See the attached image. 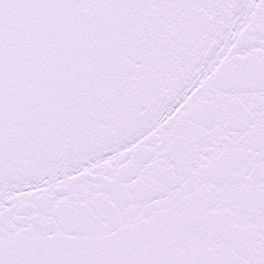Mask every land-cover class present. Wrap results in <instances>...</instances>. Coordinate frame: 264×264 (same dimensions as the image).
<instances>
[{"label":"snow or ice","instance_id":"snow-or-ice-1","mask_svg":"<svg viewBox=\"0 0 264 264\" xmlns=\"http://www.w3.org/2000/svg\"><path fill=\"white\" fill-rule=\"evenodd\" d=\"M0 264H264V0H0Z\"/></svg>","mask_w":264,"mask_h":264}]
</instances>
